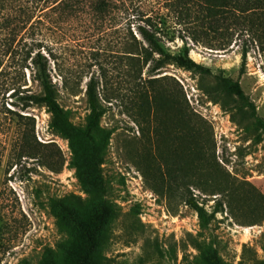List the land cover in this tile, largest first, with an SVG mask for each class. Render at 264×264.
<instances>
[{
    "label": "rangeland",
    "instance_id": "rangeland-1",
    "mask_svg": "<svg viewBox=\"0 0 264 264\" xmlns=\"http://www.w3.org/2000/svg\"><path fill=\"white\" fill-rule=\"evenodd\" d=\"M138 11L158 12L182 54L165 0H0V264H76L69 243L93 242L76 220L103 222L105 264H264V0L255 31L226 20V47L185 40L202 68L129 56ZM39 52L64 119L26 101Z\"/></svg>",
    "mask_w": 264,
    "mask_h": 264
},
{
    "label": "trees",
    "instance_id": "trees-1",
    "mask_svg": "<svg viewBox=\"0 0 264 264\" xmlns=\"http://www.w3.org/2000/svg\"><path fill=\"white\" fill-rule=\"evenodd\" d=\"M257 1L260 0H165L169 11L174 12L177 17L176 23L185 31L184 34L180 35L184 40L182 54H173L169 47L166 46L164 41L166 35L163 26L166 25L164 18L160 17L158 12L152 15L144 13L143 11H138L137 14L133 13L134 17H137L138 20L141 21L137 26V30L142 39L140 40L133 34V39L126 43L127 52L130 53L129 56L132 58H145L146 63L153 60L154 66L152 69L154 70L173 59L185 65L202 68L200 64L189 57V46L187 45L188 42L185 40L190 37L193 41L198 43L200 40L202 41L205 39L202 38V36H208L207 38L211 41L216 39V43H214L213 46L226 47L235 34V32H229L227 29L228 24L226 20L229 24L240 25V28H236L238 31L254 30L251 22L255 13L250 10L255 7ZM236 10L238 13H236ZM218 34L222 35L219 36ZM209 36H214L215 38L212 39ZM29 56H31V54H29ZM31 60L37 66L36 78L42 86V92L26 95L27 103L29 105L45 104L55 118H66L67 112L57 100V89L49 74L47 58L44 54L39 52L31 56ZM205 71L208 72L209 70L207 69ZM216 79L218 83H220L222 90H227L241 99H247L238 79H233L224 74L216 75ZM87 97L91 107L88 121L94 126L95 122L102 114V111L99 105L96 83L93 79L88 83ZM257 119L264 126L263 120L259 117H257ZM196 207L200 217H204V210L199 206ZM76 222L79 227L85 231L87 238L93 241L87 246L79 239H74L69 243V249L72 250V254L76 259V264H105L103 256L98 250L99 242L95 240V236L102 232L103 222L90 225L83 224L82 220H76ZM50 259L52 264H56L53 262L52 257H50Z\"/></svg>",
    "mask_w": 264,
    "mask_h": 264
}]
</instances>
